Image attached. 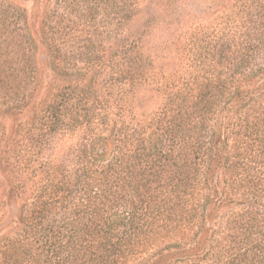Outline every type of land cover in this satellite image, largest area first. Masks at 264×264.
I'll return each mask as SVG.
<instances>
[{"label":"trees","instance_id":"trees-1","mask_svg":"<svg viewBox=\"0 0 264 264\" xmlns=\"http://www.w3.org/2000/svg\"><path fill=\"white\" fill-rule=\"evenodd\" d=\"M44 1L41 72L0 0V264H264V0Z\"/></svg>","mask_w":264,"mask_h":264},{"label":"rangeland","instance_id":"rangeland-1","mask_svg":"<svg viewBox=\"0 0 264 264\" xmlns=\"http://www.w3.org/2000/svg\"><path fill=\"white\" fill-rule=\"evenodd\" d=\"M17 4L24 10V14L27 20V27L29 33L32 34L34 38L35 44V52H34V61L36 62L38 68L42 71H45L49 67V63L51 61V52L49 49V43L41 42L40 39L38 41V28L41 20L42 10L44 6V0H10ZM213 0H194V4H192V11L195 13L203 12L206 13L208 10L206 7ZM215 1V0H214ZM162 30H153L151 34L146 37V45H153L159 40H162L164 37ZM175 46L171 45V55L172 57L167 58L165 61L166 64H173L176 62L177 53L175 52ZM13 122V118L10 119V123ZM29 192V189L26 190V193ZM23 196H16L10 191L9 183L7 178L3 174L0 173V235L5 233L11 229H13L17 222L16 218L19 216V210L21 208V203L23 201Z\"/></svg>","mask_w":264,"mask_h":264}]
</instances>
